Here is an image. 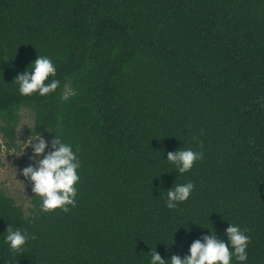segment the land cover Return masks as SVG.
I'll return each instance as SVG.
<instances>
[{"label":"trees","instance_id":"1","mask_svg":"<svg viewBox=\"0 0 264 264\" xmlns=\"http://www.w3.org/2000/svg\"><path fill=\"white\" fill-rule=\"evenodd\" d=\"M37 55L60 85L21 95L15 77ZM24 107L34 134L73 145L80 179L67 212L41 211L32 192L28 214L0 189V264H149L212 225L226 239L229 222L251 237L245 264H264V0H0L12 142ZM180 147L203 157L178 174L164 159ZM189 180L168 208L166 190ZM8 224L34 237L22 251Z\"/></svg>","mask_w":264,"mask_h":264},{"label":"clouds","instance_id":"2","mask_svg":"<svg viewBox=\"0 0 264 264\" xmlns=\"http://www.w3.org/2000/svg\"><path fill=\"white\" fill-rule=\"evenodd\" d=\"M56 71V65L49 56L37 55L25 71L15 77L14 81L18 84L21 95L45 96L55 91L60 85V81L55 78ZM24 142L26 146L22 147L21 154L31 146L32 155L29 159L32 163L21 171L26 180L31 183L32 192L41 199L40 210L46 212L59 208L64 212L69 211L68 206L76 204L81 166L73 145L65 142L59 135L54 134L51 140H47L37 132ZM202 157L201 151L180 147L175 151H168L167 159L164 160L172 162L179 174L190 170L194 162ZM193 190L194 184L190 180L174 183L166 190L167 207L172 209L177 207L179 202L187 201ZM205 229H208V233L194 239L183 257L173 253L168 259L162 258L155 247V250L150 251L149 264H233V260L245 264L251 239L246 230L241 229L236 223L229 222L224 230L226 239H223L217 234L213 225L211 229ZM2 234L4 242L12 251H22L27 241L34 238L11 224H8L6 231Z\"/></svg>","mask_w":264,"mask_h":264},{"label":"rangeland","instance_id":"3","mask_svg":"<svg viewBox=\"0 0 264 264\" xmlns=\"http://www.w3.org/2000/svg\"><path fill=\"white\" fill-rule=\"evenodd\" d=\"M20 121L16 127L15 140L12 142L3 130L4 122L0 119V189L15 198L29 214L32 208L31 183L22 175V169L32 163L29 157L32 155L31 146L21 154L22 147L33 135L35 118L34 112L28 107L19 111ZM25 184V185H24Z\"/></svg>","mask_w":264,"mask_h":264}]
</instances>
